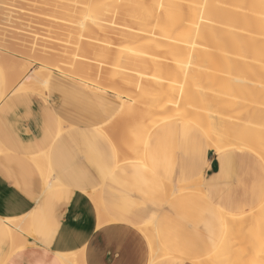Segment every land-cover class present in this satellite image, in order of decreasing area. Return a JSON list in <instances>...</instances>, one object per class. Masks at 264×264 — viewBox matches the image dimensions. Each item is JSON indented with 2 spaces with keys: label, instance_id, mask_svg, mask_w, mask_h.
Returning a JSON list of instances; mask_svg holds the SVG:
<instances>
[{
  "label": "bare ground",
  "instance_id": "bare-ground-1",
  "mask_svg": "<svg viewBox=\"0 0 264 264\" xmlns=\"http://www.w3.org/2000/svg\"><path fill=\"white\" fill-rule=\"evenodd\" d=\"M86 1L90 7L97 9V13L85 15L89 24L85 25L87 28H83H97L105 12L110 8L113 12L119 10L123 15L135 18L141 29L140 42L135 43L128 51L121 52L114 59L108 67L110 75H115L125 68H134L140 62L141 52L146 49L156 48L159 52L167 48L177 49L179 52L175 58L173 72L167 78L154 77L152 74L149 75L150 77L138 76L136 79L127 77L119 85L113 83H110L111 86L108 85L114 93H121L123 85L130 84L137 91L126 96L121 107H124V110L120 108L116 120H119V117L124 119L127 115L135 116L134 108L143 100L145 101L139 105L138 111L147 109H156L154 110L156 112L171 111L159 119H152L150 116L151 126L149 129L146 126L145 133L142 131L145 125L141 118L131 125L120 119L125 124L119 125V122L112 120L93 127L96 132L107 136L113 148L116 168L124 164L146 166V145L151 134L161 125L173 126L178 123L191 127L192 132L202 136L203 139L199 140L200 144L195 142V151L198 146L205 147V143H208V149H204V154L208 151L218 156L236 150L245 151L260 160L264 167V0ZM136 25L130 24L129 27L134 28ZM158 57L160 55L156 56L149 66L154 72L160 65ZM55 67L57 68L56 65ZM71 67L72 65L68 69ZM2 73L0 70L3 76ZM51 75L49 70H36L23 80L19 89L31 90L41 95L48 89ZM75 75L76 78L79 77L78 73L73 76ZM4 80L9 83L8 78ZM92 80L90 79L91 82L100 84L99 78ZM151 85L161 90L156 96L146 93L147 87ZM189 86L193 88L194 99L188 98L187 101H182L178 97H173L175 92H182ZM87 89L90 90L86 87L85 90ZM7 91L9 90L4 91L0 100L7 96ZM237 104L245 107L239 117L224 115V112L232 110ZM135 127L140 128L142 132H138L143 133L141 136L140 133H137L139 136H133ZM64 132L65 129L60 126L57 136ZM121 134H124V137H119ZM127 135L128 140L123 139ZM119 138L121 142L124 140L120 148L115 143ZM50 153L51 148H47L37 156L30 157L39 170L42 185L46 189L59 186L57 178L52 175L49 167ZM150 167L154 170L152 166ZM202 183L203 178L199 176L194 180L186 181L185 184L180 183L182 185L164 184L167 200H171L175 193L203 194ZM84 195L90 199L92 197L91 192H86ZM92 202L98 211L102 210L103 205L100 200H92ZM252 208L240 214L219 210L222 229L218 241L209 252L198 259L189 260L190 263L264 264V196L258 205ZM0 220L8 224L6 226L11 239L9 256L15 250L26 248L27 241L35 238L23 218L10 220L0 217ZM97 220L98 223L100 222L99 225L103 224L99 219ZM112 222L110 224L114 226ZM155 222L156 220H152L135 227L136 232L148 244L149 264H154L156 261L167 264L181 262V259L178 260L179 258L171 255L161 244ZM56 256L61 264H84L83 250L69 254L57 253Z\"/></svg>",
  "mask_w": 264,
  "mask_h": 264
},
{
  "label": "crops",
  "instance_id": "crops-1",
  "mask_svg": "<svg viewBox=\"0 0 264 264\" xmlns=\"http://www.w3.org/2000/svg\"><path fill=\"white\" fill-rule=\"evenodd\" d=\"M11 97L10 94L0 100V153L6 151L12 156L4 158L6 162L0 157V217L23 218L28 228L30 212L36 213L41 202L39 190L21 178L20 169L23 167L20 166L26 163L23 158H27L39 172L30 158L33 155L66 142H70V148L75 146L87 153L89 142L94 141L93 153L99 154L103 152L102 147L104 149L102 140L109 146L111 156L92 163L102 177L101 182L93 180L88 172L91 179L80 186V194L74 190L66 204L51 212L52 217L55 216L52 233L34 234L35 238L27 241L26 248L15 250L10 256V247L7 254V247L1 246V255L7 254L1 264H61L57 253L80 250L84 253V264H149L148 244L135 229L152 220H156L161 244L171 255L181 259V262L172 264H191L189 260L202 257L218 241L222 229L219 210L240 214L257 206L263 198L264 168L259 160L244 151L224 153L215 156L220 168L214 172L209 152L203 153L205 147L198 146L195 151V142L200 144V137L188 127L175 124L165 132L153 134L146 145V166L124 164L116 168L113 148L106 135L86 132V143L79 144L73 139L76 126L67 125L65 132L57 136L58 129L52 130L50 126L52 117L47 120L51 113L48 104L45 106L43 100L32 95ZM92 111L94 114L89 115L96 124L108 123V113L99 108ZM85 122H90L88 117ZM84 160L88 163L89 156ZM9 163L16 164L15 171L8 169ZM53 176L58 180L56 175ZM199 176L203 178V194L175 193L171 200H167L164 184L182 185ZM106 179L108 185H103ZM40 181L43 183L42 179ZM58 183L55 188L61 189L63 186L59 180ZM53 190L44 186L43 195L48 193V196L60 200V193ZM86 192L92 193L91 199L84 195ZM92 200L101 201V211L96 209ZM97 219L103 224L99 225ZM0 234L9 238L10 245L7 226L1 220ZM154 264L167 263L156 261Z\"/></svg>",
  "mask_w": 264,
  "mask_h": 264
},
{
  "label": "rangeland",
  "instance_id": "rangeland-1",
  "mask_svg": "<svg viewBox=\"0 0 264 264\" xmlns=\"http://www.w3.org/2000/svg\"><path fill=\"white\" fill-rule=\"evenodd\" d=\"M96 13L97 9L90 7L86 0H0V68L3 69L0 70L5 75L2 76L0 74V96L5 93L4 91L9 90L6 95L11 94V98L20 95L38 97L43 100L45 106L47 104L50 106L51 113L49 112L47 115V120L52 117L50 124L52 130L54 128L59 129L60 126L61 128H65L67 125L76 126L73 131L75 134L73 139L83 145L86 143L84 142L86 132L93 135L101 134L92 128L95 126L96 122L94 121L96 120H92L89 114H94L92 111L94 108H99L104 113H108L109 115L106 116L108 122L114 120L117 123L119 122V125L125 124L124 122L131 125L141 118L143 125H145V127L143 126L144 129L141 125L143 133L146 131V126L148 129L151 126L150 116H152V119H159L170 113L171 111L156 112L154 111L156 109L138 111L139 105L145 101L143 100L136 104L134 108L136 111L135 116L132 115L130 117L127 115L124 119L119 117V120H116V115L118 116L126 96L137 91L130 84L123 85L121 93H114L111 91L110 86L112 84L110 83L119 85L127 77L136 79L138 76L150 77L149 75L152 74L154 77L167 78L173 72L175 58L179 53L177 49L164 48L159 52L156 48L146 49L141 52L140 62L134 68H125L115 75H110L108 67L114 62V59L121 52L128 51L135 43L140 42L142 37L140 34L141 29L135 18L125 16L119 10L113 12L110 8L105 12L97 28L89 26L90 28L86 29L89 23L85 15H95ZM130 24L137 25L134 28H130ZM158 55H160L158 57L160 65L154 72L149 69V66H151V63ZM52 61L53 63H50ZM53 65L54 67L56 65L57 68H54ZM71 65V69H68ZM39 69L49 70L52 74L48 82L49 90L44 91L41 95L31 90L20 91L19 88L23 80ZM11 70L15 71L11 72ZM63 71H66V73ZM76 73H78L80 80L79 77L76 78L77 75L73 76ZM7 78L9 83L4 80ZM98 78L100 79V84L90 81V79L98 80ZM109 84L110 86H108ZM7 85L12 88H7ZM86 87L90 90H85ZM82 91L84 92L82 95L78 94ZM160 91L159 87L152 85L146 89V93L151 96H156ZM174 95V98L178 97L182 101H187L188 98L194 99L192 86L182 90V92L177 91ZM46 97H48V100L46 99L47 103L44 101ZM123 108L121 109L124 110ZM244 108V106L237 104L233 106L232 110L224 112V115H235V118H237ZM56 117L57 120H55ZM86 117H88L90 122L84 123ZM120 119L124 120V122ZM170 125L159 126L151 136L157 132H165V130L170 128ZM178 125L182 124L178 123ZM185 127L191 128L189 126ZM134 129L135 131L133 130V132L135 133L132 135L139 136L137 133L142 132L139 130L140 128L138 127L137 129L135 127ZM124 132L128 133L127 130H124ZM143 133H140V136ZM123 135L121 134L119 137L122 138ZM128 135L123 139L126 140ZM198 136L203 139L202 136ZM101 142H104V149L102 147L103 152L99 154L93 153L92 150L96 144L95 141L89 142L87 153L81 152L75 146L70 148V142H66L60 147H52L49 155L50 168L52 169V174L58 177L59 182L63 186L61 189L54 187L53 189L55 190L53 191L60 193L62 197L60 200L48 196V193L43 195L44 186L39 179V172L31 166L27 158H23L26 163L20 166L21 168L23 167L22 169L18 167L22 170L21 178L33 189L39 190L41 199L36 213L30 212V230L33 234L44 236L45 233L53 232L52 225L55 216L52 217L53 214L51 212L57 209L59 205L66 204L69 201V199L66 201L67 198L71 197L74 190H77V193L80 194V186L91 179L88 172L93 177V180L102 181V177L93 168L92 163L105 159L104 156L110 157L111 155L108 153L109 146L106 145L105 141L102 140ZM122 142L119 138L115 142L116 146L120 148ZM205 148V150L208 149V143H205ZM3 150L5 149L3 148ZM87 156H89L90 160L85 163L84 157ZM0 157L4 160V158L9 159L12 156L3 151L0 153ZM209 160L213 165V171L217 172L220 167L213 152H209ZM259 162L261 161L259 160ZM9 165L7 166L8 169L15 171L16 164L11 165L9 163ZM157 167V171H159L158 164ZM71 174L74 176H71ZM234 178L236 177L234 176ZM102 183L106 185L107 179L103 180ZM27 188L29 189V187ZM4 224L8 225L6 222ZM9 242L10 240L7 236L0 234V248L1 246L7 247V254L10 247ZM236 242L237 246H239L238 241ZM6 253L2 255L0 253V264L7 255Z\"/></svg>",
  "mask_w": 264,
  "mask_h": 264
}]
</instances>
